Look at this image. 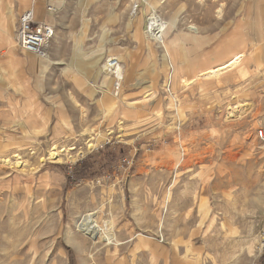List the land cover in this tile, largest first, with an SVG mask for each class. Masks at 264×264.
<instances>
[{
    "label": "rangeland",
    "instance_id": "374dc122",
    "mask_svg": "<svg viewBox=\"0 0 264 264\" xmlns=\"http://www.w3.org/2000/svg\"><path fill=\"white\" fill-rule=\"evenodd\" d=\"M33 1L39 20L54 19V25L48 22L55 35L46 55L57 64L40 72L33 62L47 57L21 51L16 30L10 49L0 28V158L16 153L25 165H0V264H264V137L258 134L264 136V48L250 34L256 0H176L177 6L183 3L179 29L193 25L200 37L189 47L182 44L190 72L181 80L241 52L248 71L244 78L227 73L216 83L178 88L176 101L169 100L164 84L174 58L147 37L144 21L150 13L169 21L177 14L172 0H158L152 10L141 3L135 14V0H101L89 8L97 0H64L50 15L46 0L23 6L0 0V14L6 15L8 5L16 10L14 26ZM111 6L115 22L109 20ZM85 19L84 55L103 52L98 64L87 58L76 75L68 74ZM114 54L128 65L115 91L103 76L95 78L101 66L105 75L106 58ZM257 66L260 72L254 73ZM15 83L20 91L11 90ZM146 95L147 105L133 113L122 105ZM66 126L73 137L65 139ZM83 128L99 138L95 149L87 150L90 138L79 133ZM108 130L112 134L103 140ZM54 145L74 150L52 162L47 153ZM171 186L169 207H162ZM97 207L100 235L92 242L76 233L86 248L80 252L65 235ZM89 249L99 250L95 261Z\"/></svg>",
    "mask_w": 264,
    "mask_h": 264
},
{
    "label": "bare ground",
    "instance_id": "6f19581e",
    "mask_svg": "<svg viewBox=\"0 0 264 264\" xmlns=\"http://www.w3.org/2000/svg\"><path fill=\"white\" fill-rule=\"evenodd\" d=\"M19 1L22 4V6L25 5L24 2H26V0H19ZM84 1H88V0H84ZM135 1H137V3H135L131 9V12L133 14H135L137 8H140L141 3L143 4V6H145L148 9H151V10H152V8H154V6L158 7V5H159L158 0H151V1L150 0H143V1L142 0H135ZM63 4H64V0L62 2V5ZM254 11H255V16H254L252 28L254 29V31L257 32L256 41L264 48V35L262 34V26L264 24V0H256L254 2ZM216 12H217L216 14L219 18L222 10L219 9ZM133 14H132V18L135 19L136 16L134 17ZM178 15H179V12L176 15H174V17H172L169 21H165L162 18L159 19L155 14L150 13V14L145 16V20H144L145 21V29H146L145 34L147 35V37L150 38L151 40H154V41L158 42L159 44H161L160 46L163 48V50H165V52H166L165 54L169 53L170 60H172L174 58L175 65H173L172 67L171 66L169 67L170 68L169 72L171 73V77L168 76L167 80L164 83L165 87H168V93L170 92V94H171V97H169V100L174 99L176 101V99H175L176 97H174L173 94L176 93V90L178 88L180 90L183 88H186V87L191 88L194 85L203 84V82L205 83L208 81L216 83V82H219L218 79L220 78L221 75H223V74L226 75L227 73H229L230 75L233 74L234 76H236L235 78H237V77L244 78L248 75L247 69L241 65L242 59L244 58V55H245L243 52H241L238 55H235L234 57H232L231 59H228L224 63H221V64L216 65V66H212V67L208 66L203 70H198L196 73L194 72L191 77L181 80L180 77L184 78V76L189 74L190 71L188 69V64L186 62V52L183 50V47H182V44H180V41H183L187 38L188 39L191 38L192 40H194L196 38V34H197L198 29L193 25L188 26L187 29L191 33L188 35L186 33L183 34L181 31H178V29H177L178 28ZM9 16L11 18L10 20H11V24H12L15 18H14V10L11 8L9 9ZM136 23L138 24V26H141L142 20H140V22H136ZM51 24L54 25L53 21L51 22ZM168 36H172V37H169L170 38L169 39ZM13 44L14 43L12 41L9 42V45H13ZM263 56L264 55H262V57ZM110 57H115L120 62L118 67L113 72H109L107 70V67L105 64L103 66V72L105 73V75H102V66H101V68H99L98 74L103 76V79L105 80V83H106V87H108V85L112 83L113 89L115 91V90H119L120 82L123 80V77H124L125 69H124V65L122 62V59H123L122 56L118 55V57L117 56H110ZM38 61L40 63L41 62H47V64L44 65V70L48 69V63L51 64V61H49L48 59H40ZM95 63L98 64V59H96ZM258 72H260L259 66L255 67L254 73H258ZM231 77H233V76H231ZM183 82H184V84H182ZM146 97H147V95L145 97H143L144 100H142V101L135 100V101L128 102V103H123L122 105L124 106V108L127 109V111L133 113L135 108H137V105H140L141 107H145L147 105V101L145 100V99H147ZM112 104L113 103L111 102L109 105H112ZM104 112L106 113V115L110 114V110H105ZM234 113H235V111H234ZM159 116H160V114L157 112V117H159ZM65 129H67V133H68V134H65V139H67L69 136L73 137L72 135L75 134V133H73L74 132L73 128H71L70 126H66ZM79 133L82 135L87 134L88 137L90 138V140H87L85 142L87 150H93V149H95L96 145L99 144V142H98L99 138L98 137H97V139L96 138L93 139V138H91V135H89L90 129L88 131L87 129L83 128V129H81V132H79ZM111 134H112V131L108 130L105 133V135L102 136V139L103 140L107 139V137H109ZM99 137H101L100 134H99ZM92 139H93V142H92ZM72 150H74L72 147L64 146V147L57 148L54 145L49 149V151L47 153V160L52 161V162H58V161L62 160L63 156H67L70 153V151H72ZM20 159H21L20 156L16 153H13L12 157H3L2 156L0 158V165L3 167L4 166L10 167L12 165H14V166L17 165L20 167L22 166V169H23L25 167V165H23V162L20 161ZM176 178H177V176L175 175L174 179H176ZM174 184H176V180L174 181ZM172 187L173 186L168 187L165 190L164 196H163V201L161 204L162 207H165L167 205V202L170 198V195H172V191H173ZM166 207H169V206H166ZM100 208L101 207H97L94 210L81 215L79 217V220L75 223L74 228L73 229L69 228L66 235H65L67 243L70 244L71 246L75 247L80 252L86 251V248L83 247L84 245H82L81 241H79L77 239L76 233H79L86 238H91L92 242H95L94 236H96V234H99V233H97V230L99 229L98 213H100V211H101ZM101 213H102V211H101ZM262 215H264V213ZM159 217L160 216L158 215V218ZM100 218H101V215H100ZM160 218H162V217H160ZM163 227H165L164 226V220L159 219V224L157 226V232L159 233V235H162ZM140 238H142V237H140ZM141 241L142 242L144 241L143 238H142V240H139V242H141ZM113 242L115 243V244L113 243L115 247L120 246V243H121L120 241H118V240L114 241V239H113ZM109 244H110L109 242H105V247H107ZM260 246L262 248L261 240H260ZM97 249H95L94 251H90V249L87 250V254H88L89 260L91 262L95 261L94 260L95 259V253H97V251H99ZM101 250H102V248H101ZM98 255L96 257H98Z\"/></svg>",
    "mask_w": 264,
    "mask_h": 264
},
{
    "label": "built area",
    "instance_id": "2783aa9c",
    "mask_svg": "<svg viewBox=\"0 0 264 264\" xmlns=\"http://www.w3.org/2000/svg\"><path fill=\"white\" fill-rule=\"evenodd\" d=\"M63 0H46L45 12L50 15L57 12ZM262 34L264 35V26L262 27ZM55 35L52 25L46 21L38 19L37 4L33 1L30 6L25 9L18 18L17 28L15 31L16 45L21 51L35 55L38 57H45L46 50ZM106 67L109 72H113L120 62L115 57L106 59ZM259 137L263 138V131L259 130ZM127 166L130 162L124 160ZM264 218V215H263ZM260 240L262 243V250H264V219L261 229Z\"/></svg>",
    "mask_w": 264,
    "mask_h": 264
},
{
    "label": "crops",
    "instance_id": "0c3cea01",
    "mask_svg": "<svg viewBox=\"0 0 264 264\" xmlns=\"http://www.w3.org/2000/svg\"><path fill=\"white\" fill-rule=\"evenodd\" d=\"M9 1V0H8ZM101 0H97V1H95V2H92L91 3V5H89L87 8H89V7H91L92 5H95V4H97L98 2H100ZM163 3L165 2V1H162ZM253 2H254V0H253ZM253 2H252V5H253ZM25 4H26V2H24ZM162 3V4H163ZM21 4V3H20ZM182 1H180V5L179 6H177L178 4H177V2H176V0H172V2H171V7H172V10H171V12L174 14H176V13H178L179 12V19H178V24L180 23V13H181V11H182ZM21 6H22V4H21ZM163 7H161V9H162ZM114 8H112V6L110 7V12H108V14H109V20L110 21H112V22H115L117 19H118V15L115 13V11L113 10ZM221 10H222V5H221V8H220ZM219 10V9H218ZM217 10V11H218ZM9 5L7 6V8H6V15H4L3 17H2V15L0 14V19L2 20V22L0 23V28L2 29V31L4 32V37H3V39H2V41L4 42V43H6L8 46H9V48L10 49H12V47L14 46V44L13 45H9V42H13L14 43V38H13V33H14V31L16 30V28H17V23H18V21L16 22V23H14V26H13V24H11V18H10V16H9ZM161 11V10H160ZM209 13L211 12H213V9L212 8H210V9H208L207 10ZM216 12V11H215ZM210 13V14H211ZM217 13V12H216ZM222 13V12H221ZM217 15V14H216ZM14 16H15V18H16V16H17V14H16V10L14 11ZM218 18V17H217ZM220 18V17H219ZM252 19V18H251ZM48 20V22H52L53 21V24H54V19L52 18V16H50V18L49 19H47ZM87 19H85L84 21H83V23H82V28H81V30H80V32H79V35H78V37L75 39V41H74V46H73V55H72V61H71V64L70 65H68V66H66L65 67V71L64 72H66V73H68V74H75L76 72H78V70H79V68H80V66H81V62L84 60V59H87V58H91V60H90V64L93 62V61H95L96 59H98L99 58V56L102 54V52L103 51H99V52H94V53H92V55H90L91 57H87V56H85L84 55V53H83V48H82V41H83V38H84V32H85V28H86V25H87ZM190 24V23H189ZM251 24H252V20H251ZM264 25V24H263ZM252 27V26H251ZM263 27V26H262ZM198 28V27H197ZM178 30H180L179 29V25H178ZM182 33H186L187 35L188 34H191L188 30L187 31H182V30H180ZM107 33V31L105 30V27H103L102 28V35L103 36H105V34ZM253 34L252 35V42H254V44H255V39H256V35H257V32L256 31H254V29L252 28V30H250V34ZM198 39H200V37H199V30L197 31V34H196V38H195V41H193V40H189L188 38H187V41H186V39H185V43L183 42V41H180V44H185L186 46H188L189 45V43H197V41H198ZM189 47V46H188ZM114 55H117V57H118V55L119 56H121L120 54H114ZM48 56V57H47ZM45 57H47V59H50V61H51V64H49L48 63V68L50 67V66H52V65H54V64H57L56 62H54L52 59H51V57L49 56V55H46ZM108 57V56H107ZM40 58H42V57H38L37 56V59H40ZM123 58V57H122ZM30 61V60H29ZM28 62V61H27ZM35 65H37L38 67H39V70H41L40 72H42V73H45L46 72V70H44V65H46L47 64V62H38V61H36L35 60V62H33ZM95 63V62H94ZM124 65V64H123ZM126 68L128 69V65H124V69H125V71H126ZM48 70V69H47ZM128 71V70H127ZM76 75V74H75ZM102 76V75H100V74H98V72H96V74H95V76L96 77H98V76ZM95 77V78H96ZM86 83V82H85ZM80 86H84V84L83 85H80ZM20 84L19 83H15L12 87H11V90H13V91H15V92H17V91H20ZM117 96V95H116Z\"/></svg>",
    "mask_w": 264,
    "mask_h": 264
}]
</instances>
